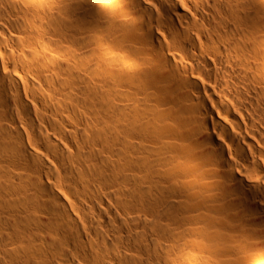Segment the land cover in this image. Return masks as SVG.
I'll list each match as a JSON object with an SVG mask.
<instances>
[{
	"label": "bare ground",
	"instance_id": "1",
	"mask_svg": "<svg viewBox=\"0 0 264 264\" xmlns=\"http://www.w3.org/2000/svg\"><path fill=\"white\" fill-rule=\"evenodd\" d=\"M0 264H264V0H0Z\"/></svg>",
	"mask_w": 264,
	"mask_h": 264
}]
</instances>
